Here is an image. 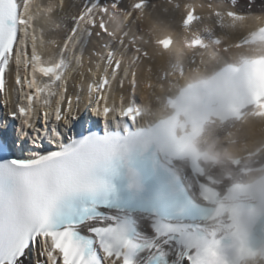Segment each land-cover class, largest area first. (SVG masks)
<instances>
[{"label":"snow or ice","instance_id":"obj_1","mask_svg":"<svg viewBox=\"0 0 264 264\" xmlns=\"http://www.w3.org/2000/svg\"><path fill=\"white\" fill-rule=\"evenodd\" d=\"M254 7L0 0V264H264Z\"/></svg>","mask_w":264,"mask_h":264},{"label":"bare ground","instance_id":"obj_2","mask_svg":"<svg viewBox=\"0 0 264 264\" xmlns=\"http://www.w3.org/2000/svg\"><path fill=\"white\" fill-rule=\"evenodd\" d=\"M215 2V0H214ZM241 8H244V6L247 5L248 3V0H238ZM69 4L71 5L72 3L69 2ZM255 4H256V7L253 8V11L256 13V14H260L261 11H262V5H264V0H255Z\"/></svg>","mask_w":264,"mask_h":264}]
</instances>
